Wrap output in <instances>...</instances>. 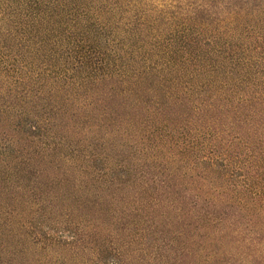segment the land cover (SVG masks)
Instances as JSON below:
<instances>
[{"label":"rangeland","instance_id":"374dc122","mask_svg":"<svg viewBox=\"0 0 264 264\" xmlns=\"http://www.w3.org/2000/svg\"><path fill=\"white\" fill-rule=\"evenodd\" d=\"M258 54L264 0H0V264H264V128L198 103Z\"/></svg>","mask_w":264,"mask_h":264},{"label":"trees","instance_id":"16d2710c","mask_svg":"<svg viewBox=\"0 0 264 264\" xmlns=\"http://www.w3.org/2000/svg\"><path fill=\"white\" fill-rule=\"evenodd\" d=\"M260 54H258L259 56L256 59V61H258L257 63L260 64L255 68H253L254 66L251 64L249 66L244 62L241 64L237 63L243 61V59L240 58H235L233 61L228 62L226 66L229 68L227 75H230V77L222 75V81L219 82L212 81V83H210V77H205V74L202 73L204 74L203 78L205 81H203V90L210 93L211 89L214 91L218 85H222V87L219 88L220 91L223 92V96L218 94L217 97L211 99V95H201L199 96L200 99L198 103L206 109L218 111L220 114H222L223 111L229 112V115L231 114L234 118L233 121L230 122L231 124H234V120L236 119V123L248 125L249 121H254V118L259 117L258 121H260V126L264 128V55L261 56ZM195 66L197 65L195 64ZM222 68L216 67V69L212 68L210 71L215 75L221 76ZM253 69H255V71L251 73ZM235 74L241 75L235 78ZM251 74L253 77L249 79ZM258 75H260L259 78H257ZM184 90H186V87ZM250 111L253 112L251 116L248 115ZM239 112L244 115L242 119L236 118ZM248 118H250V120H248Z\"/></svg>","mask_w":264,"mask_h":264}]
</instances>
